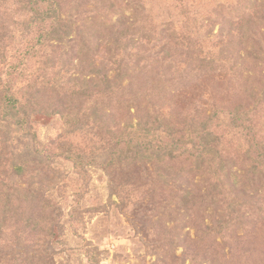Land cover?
Listing matches in <instances>:
<instances>
[{
	"label": "trees",
	"instance_id": "obj_1",
	"mask_svg": "<svg viewBox=\"0 0 264 264\" xmlns=\"http://www.w3.org/2000/svg\"><path fill=\"white\" fill-rule=\"evenodd\" d=\"M122 7L0 0V264H54L58 158L87 181L106 172L118 205L153 174L174 208L152 210L211 218L194 240L206 252L264 224V0H139L132 20ZM56 116L62 139L40 148L34 123Z\"/></svg>",
	"mask_w": 264,
	"mask_h": 264
},
{
	"label": "rangeland",
	"instance_id": "obj_2",
	"mask_svg": "<svg viewBox=\"0 0 264 264\" xmlns=\"http://www.w3.org/2000/svg\"><path fill=\"white\" fill-rule=\"evenodd\" d=\"M137 1L122 0L120 14L127 5L124 14L132 20ZM204 1L206 4H217L220 0ZM218 30L219 26L215 27V33ZM199 95L198 91L194 94L196 99ZM34 127L40 148H48L55 140L58 145L62 139L59 136L64 133L59 116L53 120L35 122ZM62 143L67 144V141ZM51 166L54 175L59 177L54 198L62 206L58 232L61 241L49 250L50 254L54 253V264H158L164 257H169L166 258L169 261L164 258L167 264L171 261L183 264L185 248L182 241L188 234L190 239L185 252L189 259L185 260V264H204L208 256L216 264H264V224L257 226L256 233H239V245L226 243L220 237L216 241V249L206 252L203 245L194 243V240L199 238L196 231L202 227L203 219L204 224L211 225V218L200 215L193 225L183 215L169 214V211L164 213L159 208L152 210L154 198L161 208L164 205L163 209L174 208V205L163 203V199L168 201L169 191L163 189L153 174L150 173V177L145 171L139 181L129 186L130 198H126L124 206L111 200V196L114 201L118 198L116 194H110L106 172L87 167L85 169L92 174L87 181V177L79 175L69 161L58 158ZM39 167V164H33L32 176L26 178L28 183L24 184L25 187H34L31 185L34 181L32 178L43 174ZM199 180L197 177L195 183ZM203 185L202 182L200 188L203 189ZM208 210L213 213L212 209ZM175 236L178 239L173 243ZM36 247L33 239L28 248ZM48 259L45 258L46 261Z\"/></svg>",
	"mask_w": 264,
	"mask_h": 264
}]
</instances>
